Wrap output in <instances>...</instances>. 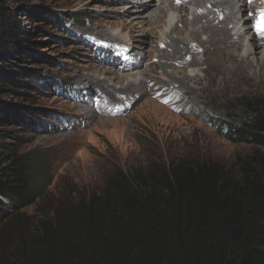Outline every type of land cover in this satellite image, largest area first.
<instances>
[{"label":"rangeland","instance_id":"obj_1","mask_svg":"<svg viewBox=\"0 0 264 264\" xmlns=\"http://www.w3.org/2000/svg\"><path fill=\"white\" fill-rule=\"evenodd\" d=\"M192 1L0 0L15 27L0 55V169L15 154H45L47 163V187L19 213L52 217L62 203L98 195L116 171L152 162L232 168L238 156L264 154L227 141L205 118L234 123L236 99H264V0L222 2L232 19L223 53L244 68L238 76L214 74L207 53L211 33L200 17L222 0ZM177 43L182 51L200 48L193 65H182L185 52L175 56ZM184 97L194 109L182 110Z\"/></svg>","mask_w":264,"mask_h":264},{"label":"trees","instance_id":"obj_2","mask_svg":"<svg viewBox=\"0 0 264 264\" xmlns=\"http://www.w3.org/2000/svg\"><path fill=\"white\" fill-rule=\"evenodd\" d=\"M8 16L0 5V55L15 34ZM182 102V110L194 109L187 97ZM236 103L234 123L205 118L229 142L264 147V99ZM36 154H15L0 169V264H264L258 150L236 157L232 168L172 160L119 170L98 195L30 218L19 211L48 185L45 154Z\"/></svg>","mask_w":264,"mask_h":264},{"label":"bare ground","instance_id":"obj_3","mask_svg":"<svg viewBox=\"0 0 264 264\" xmlns=\"http://www.w3.org/2000/svg\"><path fill=\"white\" fill-rule=\"evenodd\" d=\"M173 1H175V0H172V2ZM185 1H190V0H185ZM192 1V0H191ZM196 1H199L198 2V5L200 6L201 5V1L203 2V1H205L206 3L208 2V1H215V2H217V0H196ZM243 1H244V3H243ZM193 2V1H192ZM223 2V0L221 1V2H219V4H218V8H217V11H216V13H214V12H212V11H209V12H207V13H209L210 15L212 14L213 16H211V18L209 19V17H210V15H203L202 17H200V19H206L205 20V27H202L203 28V30H205V31H208L209 33H211V35H210V37H209V39L207 40V42H206V44L207 45H209L210 47H209V49L207 50V53L209 54V52H210V56H212V58H213V64H212V69H213V73L215 74H219V75H222L223 73H224V71L225 70H227L228 71V73L230 74V75H234V76H238V75H240L242 72H243V69L244 68H241V67H239V66H237L233 61H230V59H228L227 57H225V55H224V53H223V51H225L224 50V46H225V44L226 45H228L229 43L228 42H226L228 39H229V36H230V32H231V30H229L228 28L227 29H225V25L227 24V23H229V22H231L232 21V19L229 17V18H226V17H224V15H223V13H224V11L226 10V8L227 7H225L226 6V2L225 3H222ZM240 2H242V4L243 5H245V6H250L251 5V3L252 2H255V0H241ZM152 3V2H151ZM190 3V2H189ZM204 3V2H203ZM206 3H204V4H206ZM214 3V2H213ZM260 3V2H259ZM195 4V3H194ZM197 4V3H196ZM208 5H209V2L207 3ZM225 4V5H224ZM257 4V3H256ZM224 5V7L223 8H221L222 6ZM214 6V5H213ZM219 6H221L220 8H219ZM227 6H228V4H227ZM196 8V7H195ZM202 8V7H201ZM215 8H216V6L215 7H213L212 9H214L215 10ZM210 9V8H209ZM247 9V8H246ZM203 10V9H202ZM204 10H205V8H204ZM203 10V11H204ZM197 11V10H196ZM199 11V10H198ZM200 12V11H199ZM202 13V12H201ZM196 15V14H195ZM202 15V14H201ZM215 16V17H214ZM199 18V17H198ZM233 18V17H232ZM195 19V18H194ZM226 19V20H225ZM209 20V21H208ZM170 21V20H169ZM204 24V23H203ZM235 24V23H234ZM221 26V29H219L218 27H220ZM235 26V25H234ZM224 34V35H223ZM223 36V38H220V37H222ZM232 36V35H231ZM96 39V38H95ZM101 39V38H100ZM106 39V38H105ZM108 39V38H107ZM102 41H103V39H101ZM100 40V41H101ZM176 42V41H175ZM256 42V41H255ZM114 44L116 43V42H113ZM179 43V42H178ZM178 43L176 44L177 46H175V56H179V55H181L182 54V52H185V56L183 57V59L185 58V61H184V63L182 64V65H188V66H190L189 64H194L195 62H193L192 61V57H193V55H195L196 53H198V50L200 49L198 46H195L194 47V49L193 48H191V51L189 52V50H188V48H187V50H184V51H182L183 50V48L182 47H180V46H178ZM202 45H204V44H202ZM163 46V49L165 48V45L163 44L162 45ZM182 46V45H181ZM184 46V45H183ZM200 46V45H199ZM179 47L182 49V50H180L179 49ZM253 48L254 49H257V44L256 43H254L253 44ZM122 49V48H121ZM233 49L234 50H236V49H239L240 50V47H237V46H233L232 47V49H231V51L233 52ZM193 50V51H192ZM173 51V50H172ZM191 52H192V54H191ZM202 53V52H201ZM207 54V55H208ZM180 60H182L181 58L180 59H177V61H180ZM113 63H116L117 62V60H116V58L114 57L113 58ZM261 63V62H260ZM228 64H230L231 65V67L230 68H228ZM131 68H133V66L131 65L130 66ZM125 68V67H124ZM123 70H125V69H123ZM212 82H214L215 81V79H212L211 80ZM92 82V81H91ZM98 86V85H97ZM81 87H83V89H84V91H85V94H88V93H90L89 91L92 89V88H90V87H88V86H86V85H82V84H80V87H78V89L80 90V88ZM96 88V87H95ZM136 90V89H135ZM97 90H95V92H96ZM81 92V95H82V93H83V91H80ZM94 93V92H93ZM77 101H80V103H85V104H87L88 103V99L87 98H78L77 99ZM82 101V102H81ZM131 104H132V101H131Z\"/></svg>","mask_w":264,"mask_h":264},{"label":"snow or ice","instance_id":"obj_4","mask_svg":"<svg viewBox=\"0 0 264 264\" xmlns=\"http://www.w3.org/2000/svg\"><path fill=\"white\" fill-rule=\"evenodd\" d=\"M180 2V0H177V3H179ZM261 30H264V29H261Z\"/></svg>","mask_w":264,"mask_h":264}]
</instances>
